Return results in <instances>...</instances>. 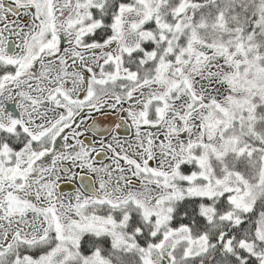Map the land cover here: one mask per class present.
<instances>
[{
  "label": "snow or ice",
  "instance_id": "obj_1",
  "mask_svg": "<svg viewBox=\"0 0 264 264\" xmlns=\"http://www.w3.org/2000/svg\"><path fill=\"white\" fill-rule=\"evenodd\" d=\"M0 264H264V0H0Z\"/></svg>",
  "mask_w": 264,
  "mask_h": 264
}]
</instances>
